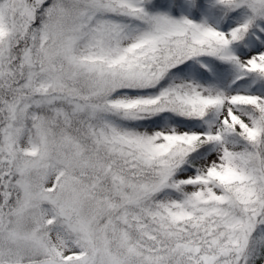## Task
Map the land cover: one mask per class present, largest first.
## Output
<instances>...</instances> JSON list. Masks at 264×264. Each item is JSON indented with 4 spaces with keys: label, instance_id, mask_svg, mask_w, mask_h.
Wrapping results in <instances>:
<instances>
[{
    "label": "snow or ice",
    "instance_id": "6c2138e0",
    "mask_svg": "<svg viewBox=\"0 0 264 264\" xmlns=\"http://www.w3.org/2000/svg\"><path fill=\"white\" fill-rule=\"evenodd\" d=\"M0 264H264V0H0Z\"/></svg>",
    "mask_w": 264,
    "mask_h": 264
}]
</instances>
